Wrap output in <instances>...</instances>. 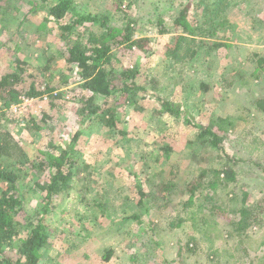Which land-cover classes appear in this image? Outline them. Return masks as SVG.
<instances>
[{
	"label": "rangeland",
	"instance_id": "obj_1",
	"mask_svg": "<svg viewBox=\"0 0 264 264\" xmlns=\"http://www.w3.org/2000/svg\"><path fill=\"white\" fill-rule=\"evenodd\" d=\"M70 1L78 12L110 17L116 29L132 23L134 38L148 43L144 51H113L138 68L140 88L98 97V111L81 115L89 93L64 61L59 26L46 21L51 0H0V76L23 70L25 89L34 82L42 92L8 110L0 102V132L25 151L23 165L2 162L19 175L27 212L42 207L35 183L44 175L35 176L31 163L51 142L73 145L72 159L89 165L85 181L54 199L39 264H264V212L239 236H230L228 222L239 218L244 192L248 203L264 201V0H232L212 21L205 16L212 0ZM157 96L180 113L163 112ZM109 111L114 127L100 121ZM198 125L222 138L221 149L202 143ZM223 168L237 183L224 181ZM194 181L206 207L189 216L183 204ZM212 182L213 192L202 188ZM211 204L217 216L208 214ZM25 237L21 230L6 254L15 256Z\"/></svg>",
	"mask_w": 264,
	"mask_h": 264
},
{
	"label": "trees",
	"instance_id": "obj_2",
	"mask_svg": "<svg viewBox=\"0 0 264 264\" xmlns=\"http://www.w3.org/2000/svg\"><path fill=\"white\" fill-rule=\"evenodd\" d=\"M231 2L232 0H212L206 7L205 16L211 20L209 16L219 14L221 20L225 15L222 13L226 12ZM7 8L5 11L8 10ZM46 21L54 22L59 26L60 38L65 45L64 61L68 65L78 68L82 77L81 87L89 93L84 97L85 106L79 110L81 115H91L98 111V107L94 105L98 97L108 99L117 94L125 96L134 94L135 90L140 88L137 84L138 68H130L122 64L121 59L126 55L125 52H122L123 50L118 52V56L113 52L117 47H124L126 51H132L133 48L140 51L146 50L148 40L134 38L132 23H128L121 29H116L110 26V17L78 12L70 0H51L47 7ZM87 24L94 25V28L85 27ZM95 28L97 31H93ZM178 49H180V45L174 50L176 58H179ZM115 62H118L117 69L113 65ZM26 81L23 77V70L0 76L2 109L8 110L22 97L37 98L42 95V92L35 87L34 82L25 89ZM49 90L51 89L48 88ZM156 99L163 112L172 115L180 113L179 107L175 104L159 96ZM109 113L110 117H103L100 121L106 127H114L115 122L111 111ZM194 127L202 129L199 136L206 147L221 149L222 138L220 139L212 128L200 125ZM78 135L74 138V142ZM73 151V145L61 149L51 142L47 148L40 152V158L31 163L35 176L39 178L44 175L42 181L38 179L35 183L36 189L44 193L42 207L31 215L25 208V197L18 182L19 175L13 169H5L2 162V160L8 161L11 167L23 165L25 151L10 132H0V181L6 184V188L0 191V264H39L40 254L50 240L46 216L54 199L68 196L73 190V181L83 182L86 179L83 175L87 172L89 165L85 161L77 163L72 159ZM170 151L171 148H166L168 154ZM221 173L225 178L224 181L237 183L234 170L223 168ZM200 183L191 182L186 188L187 200L183 206L189 216H193L194 207H201L203 210L206 207V204L201 206L203 204L199 203L201 200L198 201L195 198L196 192L201 187ZM216 185L217 182H212L202 185V188L213 192V187ZM166 190L168 191V187L162 186L160 193L166 192ZM150 196L154 201H159L154 194H150ZM248 196V193H243L239 218L237 220L228 219L232 229L230 236L241 235L251 225L253 218L257 216L255 219H258L264 212V201L248 203ZM207 207L209 215H218L215 212V205L211 204ZM189 216L183 220H190ZM21 230L26 231V237L19 243L15 256H8L6 249L12 248L13 241ZM112 255L113 251H109L105 260L109 261Z\"/></svg>",
	"mask_w": 264,
	"mask_h": 264
},
{
	"label": "built area",
	"instance_id": "obj_3",
	"mask_svg": "<svg viewBox=\"0 0 264 264\" xmlns=\"http://www.w3.org/2000/svg\"><path fill=\"white\" fill-rule=\"evenodd\" d=\"M25 99H26V97H22L21 100H20L18 103L12 105L13 108L18 107V106H19V103H20L21 101H24ZM25 101H27V100H25Z\"/></svg>",
	"mask_w": 264,
	"mask_h": 264
}]
</instances>
